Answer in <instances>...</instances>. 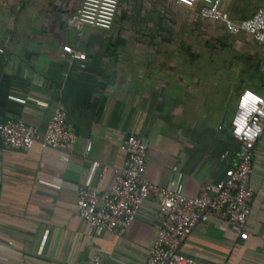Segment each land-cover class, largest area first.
<instances>
[{"label":"crops","instance_id":"obj_1","mask_svg":"<svg viewBox=\"0 0 264 264\" xmlns=\"http://www.w3.org/2000/svg\"><path fill=\"white\" fill-rule=\"evenodd\" d=\"M80 4L0 0V124L23 122L43 134L62 109L77 137L72 152L41 142L16 151L0 137V264L87 263L94 256L105 264H143L156 239L161 198L143 204L122 238L96 236L77 214L78 188L100 184L107 191L126 157L123 142L133 135L148 148L147 180L161 186L181 180L186 196H199L240 158L230 134L240 93L264 95V60L244 33L229 34L222 23L202 21L197 10L179 6L214 35L244 42L250 64L238 79L214 68L232 55L205 52L204 37L175 36L173 23L144 20L141 11L129 17L128 8L121 13L118 7L110 31L87 26L77 33L66 21ZM220 8L238 23L264 10V0H221ZM66 46L86 60L71 61ZM249 187L247 241L210 220L195 227L179 253L199 264H264V134Z\"/></svg>","mask_w":264,"mask_h":264},{"label":"built area","instance_id":"obj_2","mask_svg":"<svg viewBox=\"0 0 264 264\" xmlns=\"http://www.w3.org/2000/svg\"><path fill=\"white\" fill-rule=\"evenodd\" d=\"M221 0H176V4L189 10H197L202 21L220 22L229 34L244 33L260 48L264 60V10H257L248 20L231 21L220 8ZM120 0H81L75 15L69 17L66 26L77 33L84 27L110 31L118 11ZM63 52L71 61L84 62V54L69 46ZM0 55L5 51L0 47ZM254 97L245 103V98ZM239 129V131H237ZM230 134L239 145L238 162L226 170L222 181L206 184L197 197L183 192L181 180L171 186H161L146 179L147 145L137 137L127 136L123 142L125 160L114 170V178L107 191L80 187L77 190V214L96 236L109 234L122 238L135 221L141 207L150 198L160 197L162 203L155 215L156 239L143 264H199L179 253L183 242L201 223L213 220L228 226L240 241L248 240L246 222L250 213L252 191L249 187L255 146L264 134V95L250 90L240 93L236 109L230 121ZM3 145L12 150L28 152L36 142L45 147L72 152L77 137L67 122L66 113L56 111L43 134L37 128L23 122L10 121L0 124ZM91 150L88 145L86 151ZM99 167L98 163L94 164ZM177 168H172V177ZM1 194V187H0ZM65 264H105L100 256L90 262Z\"/></svg>","mask_w":264,"mask_h":264},{"label":"rangeland","instance_id":"obj_3","mask_svg":"<svg viewBox=\"0 0 264 264\" xmlns=\"http://www.w3.org/2000/svg\"><path fill=\"white\" fill-rule=\"evenodd\" d=\"M174 1L175 0H121L119 4V12H121L123 7H126L128 8L127 10H129V17L135 16L141 11L144 12L142 13L144 14V20L153 23H173L175 36L204 37L206 39V43L204 44L205 52L217 51L216 53H218V50L220 49L221 52L233 56L223 58L224 61H216L214 68L225 69V74L227 76L236 74L237 78L241 79L243 77L242 73L244 74L246 69H249L250 64V61L241 51L244 42L236 43L234 39L229 40L227 36L220 33H218L219 35L217 33L214 35V33L209 31L208 26L205 25V23L200 22V20L196 18L194 13L180 8L174 4ZM116 22H122L119 16L116 18ZM237 38L244 37L237 36ZM232 96L233 95L231 94V103L233 102Z\"/></svg>","mask_w":264,"mask_h":264},{"label":"clouds","instance_id":"obj_4","mask_svg":"<svg viewBox=\"0 0 264 264\" xmlns=\"http://www.w3.org/2000/svg\"><path fill=\"white\" fill-rule=\"evenodd\" d=\"M249 99L255 100L254 97H247V98H245V103H247ZM237 131H239V129H237Z\"/></svg>","mask_w":264,"mask_h":264},{"label":"trees","instance_id":"obj_5","mask_svg":"<svg viewBox=\"0 0 264 264\" xmlns=\"http://www.w3.org/2000/svg\"><path fill=\"white\" fill-rule=\"evenodd\" d=\"M126 16V14L124 13V16L123 17H125Z\"/></svg>","mask_w":264,"mask_h":264}]
</instances>
